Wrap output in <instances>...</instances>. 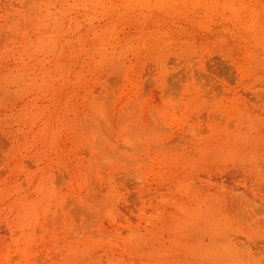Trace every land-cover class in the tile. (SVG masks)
<instances>
[{"label": "rangeland", "instance_id": "obj_1", "mask_svg": "<svg viewBox=\"0 0 264 264\" xmlns=\"http://www.w3.org/2000/svg\"><path fill=\"white\" fill-rule=\"evenodd\" d=\"M0 264H264V0H0Z\"/></svg>", "mask_w": 264, "mask_h": 264}]
</instances>
